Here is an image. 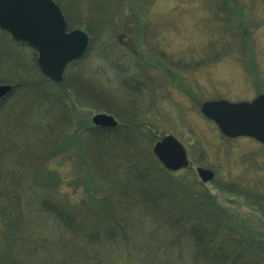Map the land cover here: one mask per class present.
<instances>
[{
	"label": "rangeland",
	"instance_id": "rangeland-1",
	"mask_svg": "<svg viewBox=\"0 0 264 264\" xmlns=\"http://www.w3.org/2000/svg\"><path fill=\"white\" fill-rule=\"evenodd\" d=\"M237 1L244 7L251 34L246 54L236 46L235 50L219 60L207 61L194 67L195 60L202 58L206 51L204 48L208 37L205 33L211 32L208 26L203 27L204 21L208 25L212 16L207 8V1L144 0L147 31L144 37L145 46L155 50L154 55L161 54L166 60L179 61V67L183 65V68L177 73L183 75H170V82L163 72L148 67L146 61L152 58L148 54H141L145 48L134 47L132 40L120 39L117 49L111 50L106 46L102 48L100 40L93 37L90 51L84 57V66L69 70V65L74 62L71 61L64 69L65 81L59 84L65 86V98L70 97V101L58 98L60 90L56 88V82L45 81L44 89L40 87L41 84L37 85L39 82H36V69L30 63L34 50L0 30V79L10 81L0 84H14L17 80L22 82L20 79L23 77H29L33 78V84L36 85L20 91L17 87H12L9 93L0 98V252L8 246L3 240L6 235V211L16 208L20 218L17 231L19 233L11 245L7 264H63L60 260L63 243L72 246L73 250L76 247L85 248L82 235L70 237L64 230L60 232V228L57 231L48 228L42 214L45 207L38 209V213L33 210L37 207L36 204L41 207V200L36 199L41 197L40 190H36L38 186L35 183L46 182L48 176L58 179L56 198L77 208L84 196L85 185L88 184L89 189L92 186V171L85 174L88 165L80 163L81 155L76 152L79 149L76 142L74 147L70 146V142L67 149L62 150V154L50 153L55 152V146H59L55 145L56 142L49 146L48 134L53 126L56 127V123L65 127L63 124L66 122L72 125L75 121L77 124L78 116L83 115L90 121L95 113L104 112L84 105L82 101L72 97V90H76L77 83L74 84L71 80L68 82L67 76L74 71L89 77V80L84 79L87 81L82 82L79 88L92 92L96 88L95 83H103L102 94L107 95L110 101L122 100L124 109L128 108L127 103H131V108L141 121L154 124L153 132L156 137L172 134L183 144L191 166L189 169L182 168L171 173V178L176 182L179 179L189 182L186 178L190 174L200 181L195 168L203 166L213 170L214 178L223 184L232 183L230 179L244 177L248 178L249 186L252 183L258 186H254L257 190L264 188L263 146L249 137L224 136L215 123L200 112L202 101L207 99L250 100L264 93V0ZM65 2L67 4V0ZM62 3L70 8L63 1ZM80 6L72 5L73 9ZM215 20L217 23L218 20ZM72 28H79L87 33L84 27ZM72 28L67 26V30ZM219 37L221 35L218 34L212 36V39L218 40ZM101 49L105 50L101 52ZM98 53H102L103 57L98 56ZM187 62L191 64L186 68ZM129 73L135 74L142 81L138 84L140 91L135 92L134 97L122 85L123 77ZM179 78L182 80H177ZM66 107L72 112L71 120L66 118ZM57 112L63 114L57 116ZM55 116L56 120H53ZM64 134L65 131L61 138ZM66 152L71 153V156L65 155ZM152 155L154 156L153 152ZM80 165L86 169L78 174ZM103 179L109 180L107 176ZM212 180L200 182L217 196L219 202L234 207L241 215L258 216L243 204L242 198L220 193ZM137 218L138 224L140 222L142 225L140 228L138 224L135 226V240L138 244L134 248L128 242H119L116 245V240L104 241L103 245L94 244L85 249L84 254H75L76 258H72L75 262L69 264H83L81 258L83 255L87 256V253H97L99 258L95 260L96 264H191L188 263V244H183L184 248H169L167 239L166 248L163 250V246L159 247L158 244L159 233L156 234L157 229L152 228L154 222L149 218ZM256 231L264 233L262 228ZM145 235L149 237L148 240H145ZM137 246L139 248L135 251ZM28 255L34 256L30 259ZM6 259L2 260V264ZM88 260L90 261L89 258Z\"/></svg>",
	"mask_w": 264,
	"mask_h": 264
},
{
	"label": "trees",
	"instance_id": "trees-1",
	"mask_svg": "<svg viewBox=\"0 0 264 264\" xmlns=\"http://www.w3.org/2000/svg\"><path fill=\"white\" fill-rule=\"evenodd\" d=\"M54 1L59 5L67 26L84 27L89 36L87 49L80 58L70 63L69 70L84 66V57L90 51L93 37L100 40L102 48L106 46L111 50L117 49L120 39L125 38L132 40L136 48L144 47L147 51L142 49L141 54H148L152 58L147 62L142 57L147 66L163 72L170 82V75L171 77L183 75L177 73L183 68V65L179 67V61L166 60L161 54L154 55L155 50L145 46L144 37L147 31L144 0H67V4L66 0ZM62 1L70 8L64 6ZM206 1L212 16L208 25L204 21L203 27L208 26L211 32L205 33L208 37L204 48L206 51L202 58L195 60L194 67L205 64L207 61L219 60L235 50L236 46L246 54L250 43L251 34L243 5L237 0ZM75 4L82 5L78 9H73L72 5ZM215 19L218 20L217 23ZM218 34L221 38L212 39V36ZM104 50L101 49V52ZM102 55L98 53V56L103 57ZM35 57V51H32L30 63L36 69V82H39L37 85L41 84L40 87L44 89V82L49 80L40 73ZM187 64L186 68L191 62ZM81 76L75 71L67 76L68 82L71 80L72 83H77L76 90H72L74 92L72 97L93 109L110 112L115 115L119 123L112 129L102 128L92 125L85 116L81 115L77 117V124L75 121L72 125L66 122L63 124L65 127H61V123L59 126L56 123V127L53 126V130L49 131V146L55 142V145H59L55 146V152L51 151V154H62V150L67 149L70 142L71 147H74L76 142L79 147L76 152L81 155L80 163L88 165L85 174L88 175L89 170L92 171L91 189L88 188V184L85 185L84 196L79 201L78 208L62 203V199L56 198L58 179H51L48 176L49 184H46L47 181L35 183L38 186L36 190H40L41 195L36 199L39 198L42 203L40 201L41 207L36 204L37 207L33 210L38 213V209L45 207L42 214L48 228L56 229V231L60 228V232L64 230L70 234V237L82 235L85 248L76 247L73 250L72 246L66 242L63 243L60 258L63 264L75 262L72 260L76 258L75 254H84L85 249L94 244L103 245L104 241L116 240V245L119 242V244L128 242L134 248L135 244H138L135 240L137 217L149 218L154 222L152 228L157 229L158 244H160L159 247L163 246V250L166 248L167 239L169 248H184L183 244H188L187 250L190 256L188 263L264 264V233L256 231L260 228L264 229V188H260L263 191H258L260 189L254 188L256 184L251 183L249 186L248 178L244 177L230 179L232 183L229 184H223L216 178L212 180L220 193L242 198L243 204L251 208L253 213L258 214L255 217L241 215L234 207L219 202L217 196L194 175L187 176L186 179H189V182L182 179L176 182L171 178L172 171L162 167L152 155V144L158 138L153 132L154 124L150 125L148 121H141L131 108V103L126 104L129 108V110L125 108L127 112L122 100L110 101L107 95L102 94L103 83H95L96 88L92 92L79 88L82 82L87 81L84 79L89 80L88 76H82L83 79ZM20 80L22 82L17 80L12 84L19 89L18 91L36 86L33 84V78L23 77ZM5 81L10 82L0 79V82ZM64 81L65 78L60 83ZM139 83L142 81H139L135 74H126L122 79L123 87L131 92L130 96L133 97L135 92L140 91ZM56 88L60 90L58 98L70 101V97L65 98V86L56 83ZM65 111H67L66 118L71 120V110L66 107ZM62 114L56 113L57 116ZM53 120H56V116ZM64 131L65 134L61 138ZM69 131L72 132L69 133ZM65 155L71 156V153L66 152ZM75 159L77 161V158ZM190 166L189 164L186 169ZM83 169L86 168L83 166L78 168V174ZM105 176L113 183L103 179ZM256 188H258L257 185ZM142 206L144 209H141ZM6 212L7 216L4 218V235H6L3 240L8 246L0 252V264L6 258L4 264L8 263L7 256L20 226L17 209H9ZM141 225L139 222L138 228ZM148 239L149 237L145 235V240ZM138 248L137 246L135 251ZM164 254L166 255V252ZM32 256L34 255L27 257L31 259ZM98 258L97 253L93 255L87 253V256L83 255L81 260L83 264H96ZM23 259L25 260L24 257Z\"/></svg>",
	"mask_w": 264,
	"mask_h": 264
},
{
	"label": "water",
	"instance_id": "water-1",
	"mask_svg": "<svg viewBox=\"0 0 264 264\" xmlns=\"http://www.w3.org/2000/svg\"><path fill=\"white\" fill-rule=\"evenodd\" d=\"M0 29L14 40L34 48L40 71L53 81L62 80L65 65L83 54L88 45L84 30H67L65 17L54 0H0ZM11 89L10 84H0V98ZM200 112L212 120L223 135L249 136L264 147V93L251 100H204ZM91 122L100 127L117 124L114 116L105 112L92 115ZM152 151L168 170L176 171L189 165L184 146L172 134H164L156 140ZM195 169L202 182L214 176L209 168L197 166Z\"/></svg>",
	"mask_w": 264,
	"mask_h": 264
},
{
	"label": "flooded vegetation",
	"instance_id": "flooded-vegetation-1",
	"mask_svg": "<svg viewBox=\"0 0 264 264\" xmlns=\"http://www.w3.org/2000/svg\"><path fill=\"white\" fill-rule=\"evenodd\" d=\"M3 98V97H2Z\"/></svg>",
	"mask_w": 264,
	"mask_h": 264
}]
</instances>
